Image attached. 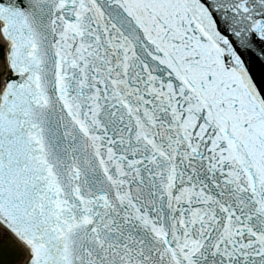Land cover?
Segmentation results:
<instances>
[{"label":"snow or ice","instance_id":"6c2138e0","mask_svg":"<svg viewBox=\"0 0 264 264\" xmlns=\"http://www.w3.org/2000/svg\"><path fill=\"white\" fill-rule=\"evenodd\" d=\"M0 264H264V0H0Z\"/></svg>","mask_w":264,"mask_h":264}]
</instances>
